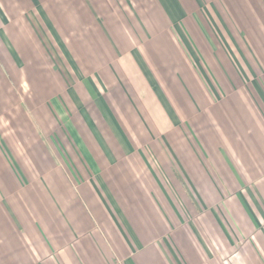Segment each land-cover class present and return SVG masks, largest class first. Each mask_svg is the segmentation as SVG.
Instances as JSON below:
<instances>
[{
  "label": "crops",
  "instance_id": "0c3cea01",
  "mask_svg": "<svg viewBox=\"0 0 264 264\" xmlns=\"http://www.w3.org/2000/svg\"><path fill=\"white\" fill-rule=\"evenodd\" d=\"M0 264H264V0H0Z\"/></svg>",
  "mask_w": 264,
  "mask_h": 264
}]
</instances>
